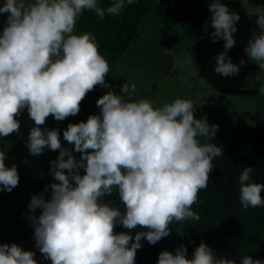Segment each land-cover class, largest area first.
Listing matches in <instances>:
<instances>
[{"label":"clouds","instance_id":"clouds-1","mask_svg":"<svg viewBox=\"0 0 264 264\" xmlns=\"http://www.w3.org/2000/svg\"><path fill=\"white\" fill-rule=\"evenodd\" d=\"M133 3L111 0L102 7L98 0H5L0 7V14H7L0 33V137L19 134L17 117L26 109L35 125L26 142L29 153L59 150L50 162L55 182L32 195L27 206L34 247L51 264H135L142 239L155 245L170 235L173 222L200 220L193 205L202 203L199 193L208 187L213 159L223 153V146L211 142L218 125H209L206 117L196 118L191 99L155 106L151 99H133L135 83H124L121 94H116L105 81L110 65L95 36L75 34L84 11L103 20L106 15L119 16ZM208 8L211 17L204 31L210 23L212 42L224 41V51L214 57V71L224 77L237 75L245 61L234 64L227 53L236 44L233 34L240 16L221 0H211ZM256 16L257 28L244 52L264 72V12ZM98 85L109 89L96 101L99 114L69 123L63 131V139L81 153L77 159L62 146L56 128L41 126L49 116L63 121L77 115L81 102ZM259 92L264 95V86ZM6 158L0 150V191L11 193L20 178L15 164L6 167ZM253 171L245 167L239 176V203L245 211L264 207V183L251 181ZM114 191L123 211L104 201ZM117 225L129 231L117 234ZM138 227L147 230L136 231L133 237L132 230ZM35 255L16 243L0 244V264H38ZM157 264L237 261L218 258L202 241L192 258L180 245L174 254L160 252ZM239 264L264 261L245 255Z\"/></svg>","mask_w":264,"mask_h":264},{"label":"rangeland","instance_id":"rangeland-1","mask_svg":"<svg viewBox=\"0 0 264 264\" xmlns=\"http://www.w3.org/2000/svg\"><path fill=\"white\" fill-rule=\"evenodd\" d=\"M4 2L5 0H0V7ZM146 3L140 11L137 31L127 51L124 55L118 56L120 60L117 64L108 60L110 72L106 75L105 81L111 88L116 89V94H121L124 83H135L136 94L133 98L151 99L155 106H162L176 98L191 99L196 108V118L206 117L209 125L213 123L218 125V131L211 142L223 146V153L222 156L213 159V164L216 165L210 173L209 186L199 193L209 198V207H205V203L199 197L202 203L193 205V211L205 210L210 216L220 214V217L226 220V225L229 224L224 227L235 234L233 237L238 238V243L248 242L251 235L243 236L239 234L241 231L238 235L230 226L237 222L247 224L240 213L234 212L233 206L235 207L239 201V176L245 167H250L248 158L255 155L259 148L257 128L259 123L264 121V95L259 92L264 86V72L259 68L255 69L254 66L257 64L249 61L244 52L252 31L257 28L256 15L264 12V0H228L226 3L230 11L240 16L236 23L237 32L233 34L236 44L227 54L234 64H240L241 60L245 61L240 66L239 73L230 77H224L214 71L216 65L214 57L224 51V41L212 42L213 29L210 23L207 32L204 31V24L206 21L210 22L211 16L207 19L203 15L192 16L194 14L189 13L192 8L186 6L189 8H182L186 16L181 20L178 19V15H174L176 8L182 7L178 4L179 0H146ZM169 13L172 14V21L168 19L169 23H165V16ZM1 18L7 20V14H0ZM1 22L0 33L5 27ZM78 32L83 33L81 30ZM185 61L191 63L181 68L180 65ZM257 75L261 77L259 80L256 79ZM108 90L105 88L104 93ZM88 96L95 98L96 102L102 95L95 92ZM81 105L84 109L81 114L85 120L89 114L97 113L95 109L99 111L96 105L91 104L88 111L82 102ZM80 118L75 115L63 121H56L49 116L41 126L48 129L56 128L60 132L62 146L71 149L77 159L81 153L75 152L74 145L63 139V131L67 129L69 123H79L77 121ZM17 119L20 121L19 134L0 137V150L5 151L7 156L5 165L11 167L15 164L20 178L18 186L11 193L0 191V225L12 223L18 217L23 225L24 223L28 225V238L30 230L33 231L28 220L30 215L28 203L32 195L43 192L45 185L55 182L50 174V162L57 158L59 150L52 151L46 148L40 155H31L26 142L31 128L35 126L34 121L26 109ZM83 119L81 121H84ZM255 161L257 162L254 163V169L260 173L259 181L264 178V173L262 175L260 172L264 161L260 158ZM25 163L27 166L36 163V166L24 170L22 164ZM39 163H42V166ZM81 174H84L83 169ZM256 177V173H252L251 181L255 183ZM35 178L40 180L34 181ZM44 195L47 199L50 190ZM104 201H112L113 207H119L123 211L124 206L120 200L118 205L111 196L104 197ZM39 211L37 209L35 214L39 215ZM244 225L243 228H246ZM125 230L119 225L115 228L117 234ZM170 230V235L166 237V251L174 254L180 245L171 225ZM227 240L230 242L229 238ZM245 242L244 248H247ZM262 242L261 246L264 249V241ZM212 249L218 258L225 256L221 247ZM36 251L39 257L38 264H51L50 260L43 258L38 249Z\"/></svg>","mask_w":264,"mask_h":264},{"label":"trees","instance_id":"trees-1","mask_svg":"<svg viewBox=\"0 0 264 264\" xmlns=\"http://www.w3.org/2000/svg\"><path fill=\"white\" fill-rule=\"evenodd\" d=\"M227 1L228 0H221L224 4H226ZM98 2L102 7H107L110 5L111 0H98ZM210 2L211 0H194V2L193 0H179L178 4L182 7L179 8L178 6L174 15H178V19L183 20L186 13L182 12V8L190 6L192 9L189 13L194 14L192 16L197 15L199 17L203 15L204 18L207 19L211 16L208 8ZM145 4H147L146 0H135V3L132 5H126L125 9L119 16L113 17L106 15L103 20L97 17L94 12L86 10L78 20V31L91 32L95 36L96 42L99 45V52L101 55L105 58L118 61L120 60L119 57L124 55L127 51L137 31L139 17L141 16L140 11L144 8ZM171 15L172 14L169 13L168 16H165V23H169V20L172 21ZM254 67L255 69H258V65H255ZM245 73L247 72L245 71ZM257 129L259 148L256 150L255 155L248 158V164L253 169L255 167L254 163L258 161L254 162V160L260 158L264 161V121L259 123ZM215 165L216 164H214V166ZM260 172L263 175L264 163ZM253 173H256L257 176L255 183H264V178L258 181V179H260L258 178L260 176L258 171L255 172L254 169ZM261 195L264 196V191H262ZM111 197L115 200L116 205H118V194L114 191ZM199 197L205 203V207H209V198L204 195L202 196V194H199ZM233 208L235 213L238 212L242 215V218L245 219L247 224L244 225L237 222L233 225L230 224V228H232L237 234L241 231L242 233L239 234H242L243 236L251 235V238L247 240L248 242L244 241L247 248H244V242L239 244L237 241L238 238H236V236L233 237L235 234L224 227L229 224L226 225V220H223L222 217H220V214L218 216H210L207 211L205 212V210L198 209L199 211L197 213L200 216L199 221L189 220L183 223L173 222L171 224L176 235L175 237L179 241V245H185L187 247L188 258H192L194 250L203 241L210 248H216L219 246L224 249L225 256L228 259L236 260L237 264H239L241 257L245 255L251 256L254 260L260 259L264 261V249L261 246L263 243L262 241H264V207L254 209L249 208L245 211L242 209L238 201L237 205L235 207L233 206ZM243 225L247 227L243 228ZM128 231L129 230L127 229L125 230L126 233ZM136 231H146V229L138 227L137 229L132 230L133 237L135 236ZM227 238H229L230 242H228ZM166 243V238L161 239L155 245H150L146 239H142L141 244L143 247L137 250L135 264H157L160 252L166 251Z\"/></svg>","mask_w":264,"mask_h":264},{"label":"crops","instance_id":"crops-1","mask_svg":"<svg viewBox=\"0 0 264 264\" xmlns=\"http://www.w3.org/2000/svg\"><path fill=\"white\" fill-rule=\"evenodd\" d=\"M80 18V17H79ZM2 19V18H1ZM1 19H0V22H1ZM79 20V19H78ZM2 25H4V26H6V20H3L2 19ZM77 24H78V21H77V23H76V29H75V34H79V32H78V28H77ZM105 58V57H104ZM107 61L108 60H110V62L111 63H116L117 64V60H111V59H108V58H105ZM116 78V77H115ZM154 88H155V86H154ZM104 89H105V87H101V86H96L95 88H94V91H91V92H89L87 95H86V97H85V99H88V100H83L82 101V104H83V106H85L84 108L88 111V109H90L89 107H91V104L92 105H96V102L94 101V99H93V97H89L88 95H91V94H93V93H95V92H99V94H101V95H104L105 93H104ZM112 90L116 93V89H114V88H112ZM134 100H137L138 98H136V97H134L133 98ZM86 103L88 104V105H86ZM89 104H90V106H89ZM97 106V105H96ZM93 107V106H92ZM83 109V107H82V105L80 106V111H79V113L77 114L78 116H80L81 118H80V120L78 119V121L77 122H81V120L83 119V117H84V115H82L81 114V112L83 111L84 112V109ZM85 110V111H86ZM94 110V109H93ZM95 111H97V113L96 114H98L99 113V111L97 110V109H95ZM87 115V114H86ZM90 115V114H89ZM89 116H87V118H88ZM84 120V122H86V120L85 119H83ZM40 165L42 164V163H39ZM33 166H36V163H34V165H33V163H32V166H27L26 165V163L25 164H22V169L24 168V170L25 169H30V168H32ZM42 166V165H41ZM34 168V167H33ZM36 180H40L39 178L37 179V178H35V180L34 181H36ZM45 182V181H44ZM48 183H50V182H48ZM47 183V184H48ZM52 183V182H51ZM23 224H22V220L20 219H18V217H17V219L16 220H14L12 223H6V225H5V223H3V225H0L1 227H0V244H12V243H16L17 245H19V246H21L24 250H26V251H33V252H35V259L37 260V259H39V257H38V251H36V249H35V247H34V245H35V240H34V238H33V231L32 230H30L31 232H30V236L27 238V235H28V233H27V231L29 230L28 229V225H26V223H24V225L22 226ZM37 262H38V260H37Z\"/></svg>","mask_w":264,"mask_h":264}]
</instances>
